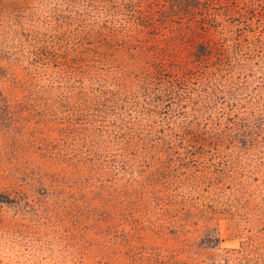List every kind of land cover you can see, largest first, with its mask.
I'll return each mask as SVG.
<instances>
[{
    "label": "trees",
    "instance_id": "trees-1",
    "mask_svg": "<svg viewBox=\"0 0 264 264\" xmlns=\"http://www.w3.org/2000/svg\"><path fill=\"white\" fill-rule=\"evenodd\" d=\"M5 6L26 11L0 25L9 37L0 45V126L18 128L20 104L57 131L100 136V205L137 176L153 190L162 179L168 188L205 181L227 199L264 200V0H0ZM81 158L99 165L96 149ZM155 162L172 172H153ZM219 203L206 214L225 210ZM247 248L221 258L231 264Z\"/></svg>",
    "mask_w": 264,
    "mask_h": 264
},
{
    "label": "rangeland",
    "instance_id": "rangeland-1",
    "mask_svg": "<svg viewBox=\"0 0 264 264\" xmlns=\"http://www.w3.org/2000/svg\"><path fill=\"white\" fill-rule=\"evenodd\" d=\"M25 11L0 7V25L22 19ZM8 42L0 35L1 46L8 48ZM16 107L18 128L0 126V192L10 198L0 202V264H204L212 258L226 264L225 249L244 244L247 252L231 264H264V222L256 220L264 215L259 208L264 200L227 199L225 188L218 192L205 181L168 188L162 179L153 190L137 176V182L120 181L115 196L106 194L114 203L106 198L103 207L100 136L57 131L52 118L40 120L27 106L24 112L20 104ZM89 148L99 156L92 169L80 160ZM166 166L155 162L149 169L171 173L173 166ZM174 168L181 172L185 166ZM222 199L225 210L215 205L207 215L204 209L210 211V204ZM216 238V247L206 246Z\"/></svg>",
    "mask_w": 264,
    "mask_h": 264
}]
</instances>
